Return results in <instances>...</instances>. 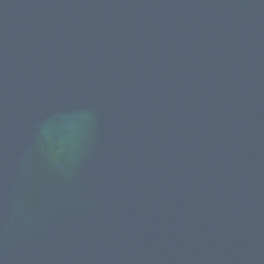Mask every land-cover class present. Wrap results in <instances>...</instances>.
I'll return each mask as SVG.
<instances>
[{"label": "water", "instance_id": "1", "mask_svg": "<svg viewBox=\"0 0 264 264\" xmlns=\"http://www.w3.org/2000/svg\"><path fill=\"white\" fill-rule=\"evenodd\" d=\"M0 264H264V0H0Z\"/></svg>", "mask_w": 264, "mask_h": 264}]
</instances>
